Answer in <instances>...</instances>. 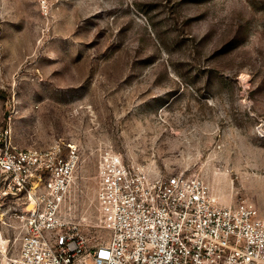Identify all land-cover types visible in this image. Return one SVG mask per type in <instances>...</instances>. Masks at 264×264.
<instances>
[{
	"label": "rangeland",
	"instance_id": "rangeland-1",
	"mask_svg": "<svg viewBox=\"0 0 264 264\" xmlns=\"http://www.w3.org/2000/svg\"><path fill=\"white\" fill-rule=\"evenodd\" d=\"M0 126L19 149L80 148L64 212L88 249L110 239L107 152L264 212V0H0ZM12 207L0 203V264L23 236Z\"/></svg>",
	"mask_w": 264,
	"mask_h": 264
},
{
	"label": "built area",
	"instance_id": "built-area-1",
	"mask_svg": "<svg viewBox=\"0 0 264 264\" xmlns=\"http://www.w3.org/2000/svg\"><path fill=\"white\" fill-rule=\"evenodd\" d=\"M80 148L19 149L0 126V203L22 229L13 264H264V212L224 206L197 175L151 176L107 152L97 172V205L110 239L87 248L64 207Z\"/></svg>",
	"mask_w": 264,
	"mask_h": 264
}]
</instances>
